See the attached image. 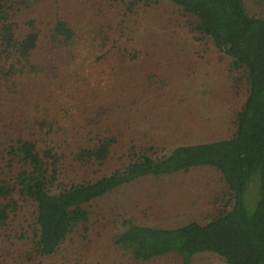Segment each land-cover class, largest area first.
Listing matches in <instances>:
<instances>
[{"label": "trees", "instance_id": "trees-1", "mask_svg": "<svg viewBox=\"0 0 264 264\" xmlns=\"http://www.w3.org/2000/svg\"><path fill=\"white\" fill-rule=\"evenodd\" d=\"M41 1L0 0V231L32 206L25 261L42 264L55 255L86 224L84 205L115 188L210 167L229 204L213 219L174 228L129 223L113 245L139 261L172 254L191 264L194 255L212 253L225 264H264V19L248 14L243 0H123L125 15L138 5L169 2L194 16L196 33L230 59L232 79L246 92L230 136L178 145L161 156L139 151L121 169L79 181L63 173L68 166L75 172L111 155L114 138L96 135L108 111L97 112L99 103L80 96L113 77L111 58L128 52L124 29L121 21L111 24L104 0L77 12L62 11L56 0L24 19Z\"/></svg>", "mask_w": 264, "mask_h": 264}, {"label": "rangeland", "instance_id": "rangeland-1", "mask_svg": "<svg viewBox=\"0 0 264 264\" xmlns=\"http://www.w3.org/2000/svg\"><path fill=\"white\" fill-rule=\"evenodd\" d=\"M57 1L42 0L22 13L24 19L37 17L55 2L70 12L92 4V0ZM243 2L248 14L264 19L263 0ZM124 3L104 0L103 9L111 13V24L122 22H118L124 29L121 44L128 52L111 58L113 77L106 78V86L105 82L101 90L80 96V101L99 103L97 112L108 111L96 135L114 138L111 155L105 163L89 164L75 172L68 166L63 172L67 178L69 174L79 181L95 179L121 169L139 151L161 156L178 145L226 138L233 132V116L244 99V84L237 87L241 82L233 81L229 72L230 59L196 33L194 16L169 2L138 5L125 15ZM86 124L95 133L96 125ZM228 205L225 185L210 167L142 177L84 205L86 224L77 227L60 250L41 263L180 264L172 254L134 260L127 250L114 246L113 239L129 223L158 228L206 223ZM32 209L31 205L24 207L0 231V264H39L40 259L25 261L24 254ZM191 264L225 263L212 253H199Z\"/></svg>", "mask_w": 264, "mask_h": 264}]
</instances>
